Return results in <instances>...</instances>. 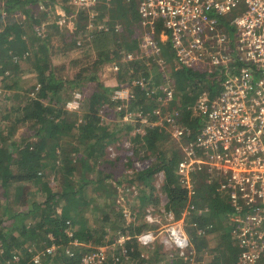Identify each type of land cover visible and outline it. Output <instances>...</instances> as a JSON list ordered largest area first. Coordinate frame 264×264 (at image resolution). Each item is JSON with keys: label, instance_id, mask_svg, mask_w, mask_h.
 <instances>
[{"label": "trees", "instance_id": "trees-1", "mask_svg": "<svg viewBox=\"0 0 264 264\" xmlns=\"http://www.w3.org/2000/svg\"><path fill=\"white\" fill-rule=\"evenodd\" d=\"M112 2V8L99 4L95 8L97 16L92 19L96 27L106 24L112 29L90 34L88 13L76 11L66 0L63 5L58 0H0L1 88L6 93L14 92L12 97L18 102L2 108L0 119V251H3L0 264H13L15 256L20 258L14 261L16 264H34L33 252H41L53 244L57 251L44 257L42 264H82L86 253H96L103 247L118 258L117 264H126L122 248L114 247L119 233L133 237L125 244L128 261L165 263L160 247L143 248L134 238L153 227L133 214L125 218V209L116 195L119 187H142L137 199L144 218L143 211L149 206L154 208L158 202L155 181L157 174L163 173L161 190L168 199L166 210L180 219L189 200L177 174L181 153L166 128H146L145 135H134L135 127L122 123L124 111L115 109L118 103L112 100L114 91L130 86L140 77L145 80L152 77V83L147 91L133 88L135 97L128 104L129 109L135 111L143 106L150 113L162 106L158 99L164 97V75L156 64L146 60L122 62L123 50L140 51L142 39L136 35L140 28L138 4L135 0ZM60 11H65L68 17L63 24L59 23ZM51 13H56L52 22L48 21ZM119 21L122 26L117 33L113 27L121 24ZM41 27L43 34L39 36L37 31ZM225 29L230 34L235 32L231 25ZM84 50L95 53L96 59L88 65H84L83 58L72 60L68 66L79 69L74 76L65 74L66 67L54 60L59 53ZM165 51L172 58L169 43ZM113 62H118L119 70L110 81H101L99 70ZM169 75L174 79L176 97L171 106L184 114L181 122L196 133L201 119L194 117L189 106H194L202 93L215 96L223 77L218 71L200 72L192 68L172 70ZM87 82L96 86L84 100L81 111H67L66 102L76 90L83 92ZM156 85L159 92H153ZM101 112L113 122H106ZM155 120L153 116L151 121ZM25 125L32 134L16 140L17 130ZM126 141L131 142L129 148L124 146ZM109 147L119 152L115 159L110 158ZM135 160L147 161L149 166L134 178L116 182L126 168L133 167ZM193 177L197 189L192 202L198 210L208 208V211L202 214L195 211L188 216L187 227L196 224L205 231V237L217 240L218 255L210 264H239V249L231 227L234 209L218 192L217 185L208 183L204 173ZM93 191L110 200L100 206ZM196 232L195 227L188 230L195 240H202L194 245L203 253L209 241L205 237L199 239ZM76 241L78 248L72 246ZM68 248H74V257L66 254Z\"/></svg>", "mask_w": 264, "mask_h": 264}, {"label": "built area", "instance_id": "built-area-1", "mask_svg": "<svg viewBox=\"0 0 264 264\" xmlns=\"http://www.w3.org/2000/svg\"><path fill=\"white\" fill-rule=\"evenodd\" d=\"M67 1L78 11L88 13L91 23L87 29L90 34L96 29L105 32L112 29L106 24L96 28L92 23L97 16L95 8L102 0ZM240 5L244 7L242 14L230 23L235 29L234 37L237 34V40L233 43L230 33L221 27L212 14H228L240 9ZM138 12L142 33L140 51H123L122 62L146 60L156 64L164 75L162 86L166 102L176 98L174 79L169 75L172 70H218L223 80L215 96L202 93L196 104L189 106L193 115L201 119L200 129L196 133L180 124L181 111L165 114L162 105L153 111L156 120L151 121L143 106L135 111L126 106L135 97L133 88L146 90L148 87L142 78L114 91L112 100L119 104L117 111H124V124L139 123L152 128L169 124L173 127L172 138L180 146L181 153L177 174L188 191L189 200L180 219L166 208L150 206L146 209V221L160 228L134 238L143 248L160 247L165 256L164 264H206V253L197 251L184 226L187 217L195 211L199 214L208 211V208L198 210L192 202L196 194L193 175L204 173L208 183L216 184L223 199L234 209L231 226L239 249L238 263L264 264V0H139ZM66 19L67 15H63L59 23L63 24ZM43 28L37 31L39 36L43 34ZM113 30L120 32L121 25H115ZM168 43L172 61L166 59ZM233 52H236V56ZM14 60L17 62L18 58ZM110 66L113 72L119 70L118 62ZM83 102L82 94H74L67 101L66 109L80 112ZM101 116L103 118L102 112ZM137 133L142 134L143 130L138 127L134 134ZM130 146L131 142L127 141L125 147ZM114 151L113 147H109L112 155ZM133 166V170L129 171L132 175L147 168L149 162L136 160ZM157 178L160 188L164 174H157ZM133 190L132 197L139 196V190L136 187ZM129 191L132 193L131 189ZM118 202L122 203L121 200ZM191 227L197 229L198 236L205 233L196 224H191ZM68 234L72 236L70 232ZM49 238L54 241L52 236ZM131 239L133 237L119 233L114 246L122 248L126 264H135L128 261V249L125 247ZM72 244L79 245L77 241ZM56 251L57 246L53 244L34 254L33 263L42 264L44 257L52 256ZM66 254L74 257L73 250L68 249ZM2 255L3 251H0V261ZM19 259V256L14 257V261L18 262ZM117 262L118 258L109 255L107 247L82 260V264Z\"/></svg>", "mask_w": 264, "mask_h": 264}, {"label": "rangeland", "instance_id": "rangeland-1", "mask_svg": "<svg viewBox=\"0 0 264 264\" xmlns=\"http://www.w3.org/2000/svg\"><path fill=\"white\" fill-rule=\"evenodd\" d=\"M59 2H60V4H62L63 5V0H58ZM67 1V0H66ZM113 0H102L101 1V4H100V6H102V5H105V6H107V7H109V8H112V7H114V3L112 2ZM128 1V0H127ZM136 2H137V4H138V2H139V0H135ZM126 3V2H125ZM74 9L76 10V11H78L77 10V8H75L74 7ZM243 9H244V7L242 6V5H240V9L238 8V9H236V10H234L233 12H231V13H228V14H224V15H221V16H217V15H214V14H212V16H214V17H216L218 20H219V22H220V24L221 25H223V27L225 28V26H227L228 25V27L230 26V23H231V21L235 18V17H238V16H240L241 14H242V12H243ZM52 15H50V18L51 19H49L48 21H54V19L56 18V13L54 14V13H51ZM60 16H62L63 17V15H67L66 13H65V11H60L59 13H58ZM5 16V15H4ZM21 16V13H18V17H20ZM17 17V18H18ZM68 18V17H67ZM23 20L25 19V17L23 16V18H22ZM139 20H140V22H141V18H140V15H139ZM119 23H121V24H119V25H121L122 26V21H119ZM44 25H46V24H44ZM41 28H43V27H41ZM97 28V27H96ZM98 29H96L95 31H97ZM141 29L139 28V29H137V31H136V35H137V37H140L141 38V31H140ZM235 33V32H234ZM234 33H231L230 34V37L233 39V43H235V41L237 40V34L235 35V37H234ZM124 35H125V33H124ZM121 36H123V34L121 33L120 34V37ZM135 38V40L137 41V38L136 37H134ZM123 39H125V38H123ZM56 40V39H55ZM54 40V45L55 46H57L58 45V42L57 41H55ZM140 41V40H139ZM122 42V41H121ZM123 51H125V50H123ZM126 52H129V51H126ZM233 55L234 56H236V52H233ZM76 58H83L85 61V63L86 64H84V65H88V64H92V62L96 59V55H95V53H92V52H89V51H87V50H84L83 52H80V51H75V52H71V53H69V54H67V55H65L64 53H59L55 58H54V60H55V62L56 63H58V65L59 66H65L66 67V71H65V74H69V75H71V76H74L76 73H78V68H72V67H69L68 65H70V62L72 61V60H74V59H76ZM167 60H169V61H172V59L173 58H171V57H167L166 58ZM124 64H131L132 62H129V63H127V62H123ZM154 67V66H153ZM80 68H82V67H80ZM152 71V72H151ZM151 71H150V73H151V76H153V74H155V73H153V68L151 69ZM218 70H214V72H217ZM239 70H237V72H238ZM132 74L133 73H135L134 71H130ZM113 71H112V69H111V66H110V64H106V65H104L100 70H99V72H98V75H99V77H100V79H101V81H110L112 78H113ZM138 77H140V76H138ZM28 78L30 79V78H32L31 76H28ZM141 78V77H140ZM140 78H135L134 80H136V79H140ZM152 78V77H151ZM150 78V79H151ZM146 83H148V86H149V84L150 83H152V81L150 80V79H148V80H145V78H142ZM33 81V80H32ZM1 82H2V77H0V119H1V116H2V114H3V111H2V108H3V110H4V108L5 107H10V106H12L13 104H15V103H18L15 99H14V97H12L13 96V94H14V92H12V94L11 93H6L7 91H4L1 87ZM87 85H86V87H85V89L83 90V92H81V91H78V90H76L74 93H73V95L74 94H82V97L84 98V100H86V98L88 97V96H90L93 92H94V88H95V86H96V83H94V82H87L86 83ZM159 90H160V87L159 86H154V88H153V92H159ZM146 91H147V88H146ZM163 93H164V90H163ZM33 95V94H32ZM8 98H10V99H8ZM199 98V97H198ZM8 99V100H7ZM151 100V99H150ZM158 100H160V103H161V105H163V107H162V111H163V113H165V114H171V113H173V112H175L176 110H174L173 108H172V106H171V103L173 102H166V100H165V97H163L162 99H158ZM19 101V100H18ZM67 103V102H66ZM119 106V104H117V106H116V111H117V107ZM128 108H129V106L128 105H126ZM65 109H66V104H65ZM156 108H154L153 110H152V112H150V113H147V111H146V113H147V115L149 116V119H151L154 115H153V111L155 110ZM67 110V109H66ZM178 111H180V110H178ZM118 112H120V111H118ZM5 113V112H4ZM102 114H103V119L106 121V122H113V120L111 119V117H108V116H106L105 115V113L104 112H102ZM195 117V116H194ZM197 117V116H196ZM183 119H184V114H182V117H181V120L183 121ZM181 120H180V124L181 125H183V123L181 122ZM123 123V122H122ZM134 127H135V129H137L138 127H140L142 130H143V133L142 134H136V135H141V136H143V135H145L146 134V128H151V129H153L151 126H149V125H141V124H139V123H135V124H132ZM183 126H185V127H188V126H186V125H183ZM161 128H166V130H168L167 132L169 133V136H170V139H172V141L175 143H173V145L174 146H177L179 149H180V146L176 143V141L172 138V132H173V127L171 126V125H169V124H164L163 126H160ZM154 128H157V127H154ZM134 132H135V130H134ZM5 134H6V132H5ZM17 135L15 136V139L16 140H19L23 135H26V134H32V131L30 130V127L28 126V125H25V126H22L21 128H19L18 130H17V133H16ZM135 135V134H134ZM127 142V141H126ZM125 142V143H126ZM263 142H264V137H263ZM172 144V142L169 144V145H171ZM183 144H184V142H183ZM124 146H125V144H124ZM114 148V147H113ZM118 154H119V152H117L116 150L114 151V155H112L111 153H110V158L111 159H115L117 156H118ZM181 156V155H180ZM136 161V160H135ZM133 168H134V166L133 167H131V168H126V170L124 171V175L122 174V175H119L118 176V179L116 180V182H120L121 180H127V179H131V178H134L135 176H136V174L138 173V172H134V174L132 175V174H130L129 173V171H131V170H133ZM136 170V169H135ZM194 178V177H193ZM205 179H207L206 177H205ZM195 182V181H194ZM110 183H111V185H113L112 184V181H110ZM114 183V182H113ZM116 184V183H115ZM158 184H159V179L156 177V181H155V186H156V190H157V198H158V202H157V204L155 205V209H162V208H166V205H167V203H168V199H167V197H166V195L162 192V190H161V188H162V185H163V183H161V185H160V188H158ZM133 187H136V190L138 191L139 190V194L142 192V187H138L137 185H131L130 187H128V188H123V187H119V189H118V193H117V195H116V198L118 199V201L119 200H121L122 201V207H123V209H125V212H126V214H128V216H126L125 218H128V217H130L131 216V214H133V215H135L136 217L138 216V218L139 219H143V221H145L147 224H149L147 221H146V211H143L144 212V218H143V216H141L140 215V213H139V210H138V206H139V201H138V199L137 198H139V196H136V197H132V195L131 194H134V190H133ZM195 187H196V184H195ZM55 190H58L59 188L58 187H55L54 188ZM129 189H131V191H132V193L129 191ZM196 189H197V187H196ZM94 193L93 194H95V198L98 200V204L100 205V206H103L104 205V203L106 202V201H108V200H110V199H106L105 197H103V198H101V197H99L100 196V194L98 193L97 194V192L96 191H93ZM99 197V198H98ZM112 201V200H111ZM154 206V205H153ZM150 207V206H149ZM157 207V208H156ZM147 208V207H146ZM146 210V209H145ZM60 211H61V209H60ZM136 212H138V213H136ZM142 214V213H141ZM157 215V212L155 213V216ZM98 216V215H97ZM228 222L226 221V224H227ZM150 226H152L153 228L152 229H150V230H147V231H145V232H143V233H146V232H154V231H156L158 228H160L159 227V225H155V224H149ZM184 226H185V228H186V231H187V233H188V230L191 228V225H190V227L188 228L187 226H188V223H187V221L185 222V224H184ZM232 227V226H231ZM143 233H140V234H138V235H136V236H140V235H142ZM197 233V235H198V232H196ZM70 234H71V232H70ZM114 234V233H113ZM135 236V237H136ZM188 236H189V238L191 239V241H192V243H193V245H194V243H197V242H201L202 240H195L196 239V237H194L192 234H190V233H188ZM199 237V239H201L202 237H205V234H203V235H201V236H198ZM206 239L208 238V241H209V243H208V246H207V248H204V250H203V253H206V256H205V262H206V264H210L212 261H213V258H215V257H217V255H218V252L216 251V247H218V242H217V240L213 237V236H209V237H205ZM197 241V242H196ZM72 246H73V244H72ZM195 246V245H194ZM74 248H78V246H73ZM74 248H68V249H70V250H73V251H75L74 250ZM67 249V250H68ZM215 250L212 254H211V251L212 250ZM32 252H33V250H32ZM34 254H36L35 252H33ZM113 253H116V252H113ZM33 254V255H34ZM89 254H91V253H86L84 256H83V258L84 257H86L87 255H89ZM94 254V253H93ZM114 255V254H113ZM164 255V254H163ZM13 264H16L14 261H13ZM135 264H137V263H135Z\"/></svg>", "mask_w": 264, "mask_h": 264}]
</instances>
